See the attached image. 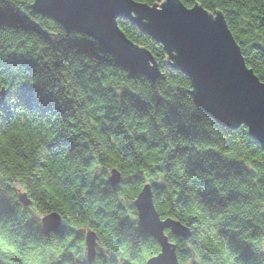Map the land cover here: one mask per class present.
<instances>
[{
  "label": "clouds",
  "instance_id": "9594fccd",
  "mask_svg": "<svg viewBox=\"0 0 264 264\" xmlns=\"http://www.w3.org/2000/svg\"><path fill=\"white\" fill-rule=\"evenodd\" d=\"M190 2L264 88V0ZM132 19L112 24L142 68L0 0V264H264V142Z\"/></svg>",
  "mask_w": 264,
  "mask_h": 264
},
{
  "label": "water",
  "instance_id": "95a60500",
  "mask_svg": "<svg viewBox=\"0 0 264 264\" xmlns=\"http://www.w3.org/2000/svg\"><path fill=\"white\" fill-rule=\"evenodd\" d=\"M196 6L187 7L180 0L152 4L137 0H37V10L68 28L88 32L120 60L142 68L140 54L121 45L112 24L114 16L132 19L131 13L135 18L132 23L164 44L170 56L174 51L175 56L169 59L192 79L193 95L204 108L223 122L247 124L251 135L264 142V88L255 86L239 70L218 25L203 15L188 13ZM158 7L162 8L159 12L155 11ZM116 30L135 46L118 24ZM257 83L264 87V82Z\"/></svg>",
  "mask_w": 264,
  "mask_h": 264
},
{
  "label": "trees",
  "instance_id": "16d2710c",
  "mask_svg": "<svg viewBox=\"0 0 264 264\" xmlns=\"http://www.w3.org/2000/svg\"><path fill=\"white\" fill-rule=\"evenodd\" d=\"M137 1L145 2V3H147V4H152V3H154V2H159L160 0H137ZM180 2H181L183 5L187 6V7H190V6H192V5L194 4V3L190 2V0H180ZM118 26H119L120 29L123 31V33L126 35V37H128L127 33L124 32L123 27H122L120 24H118ZM128 38H129V37H128ZM129 39H130V38H129ZM133 42H134V41H133ZM188 90H190V88H189Z\"/></svg>",
  "mask_w": 264,
  "mask_h": 264
},
{
  "label": "rangeland",
  "instance_id": "374dc122",
  "mask_svg": "<svg viewBox=\"0 0 264 264\" xmlns=\"http://www.w3.org/2000/svg\"><path fill=\"white\" fill-rule=\"evenodd\" d=\"M128 38V37H127ZM262 82V81H261ZM191 89V88H190Z\"/></svg>",
  "mask_w": 264,
  "mask_h": 264
}]
</instances>
